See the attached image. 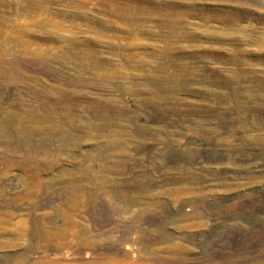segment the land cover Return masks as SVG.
<instances>
[{"label":"rangeland","instance_id":"374dc122","mask_svg":"<svg viewBox=\"0 0 264 264\" xmlns=\"http://www.w3.org/2000/svg\"><path fill=\"white\" fill-rule=\"evenodd\" d=\"M5 196L0 264H264V0H0Z\"/></svg>","mask_w":264,"mask_h":264},{"label":"bare ground","instance_id":"6f19581e","mask_svg":"<svg viewBox=\"0 0 264 264\" xmlns=\"http://www.w3.org/2000/svg\"><path fill=\"white\" fill-rule=\"evenodd\" d=\"M25 133V132H24ZM24 133H22V132H20V131H17V132H15L14 133V144L17 146V149H21V147L23 146H25V145H29V147H32L31 146V144H32V139L30 138V137H27V138H25V137H22L23 136V134ZM57 140V139H56ZM33 148V147H32ZM69 172H71V171H69ZM40 173H38L37 174V176L39 175ZM70 174V173H69ZM71 175V174H70ZM35 176V175H34ZM76 192L78 193V194H83L84 193V191H81L80 189H78V190H76ZM76 192H74V194H77ZM1 193H2V191H1ZM62 199H66V200H68V199H76V197H73V195H71L69 192H65L64 193V195H63V198ZM18 200H20V197L19 196H16V197H12V198H6V196L5 197H3V199H1L0 198V206H7V205H9L10 204V202H12V201H17L18 202ZM84 207V205H82V204H79V203H75V202H73V204H71V211L74 213V214H79L80 213V211H81V209ZM1 233V232H0ZM66 234L67 233H65L64 235L65 236H63V237H66ZM62 237V238H63ZM32 238H34V239H36V240H39V239H43L45 242H46V244L48 245V248L49 249H55V247H56V245H55V243H53V236H51V234H49V233H47V232H44V233H40V231H37V232H34L33 234H32ZM83 239V238H82ZM85 240H81V248H83V246L84 245H86L85 243L86 242H84ZM91 244V243H90ZM14 254L13 255H8V256H5L4 257V260L5 261H7V263H11V262H13V260H14ZM1 258V257H0ZM3 258V257H2Z\"/></svg>","mask_w":264,"mask_h":264}]
</instances>
